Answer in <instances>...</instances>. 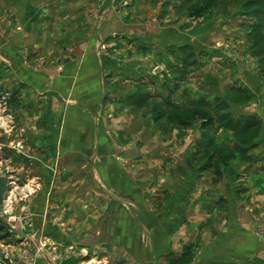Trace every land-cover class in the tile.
I'll list each match as a JSON object with an SVG mask.
<instances>
[{"label": "crops", "instance_id": "1", "mask_svg": "<svg viewBox=\"0 0 264 264\" xmlns=\"http://www.w3.org/2000/svg\"><path fill=\"white\" fill-rule=\"evenodd\" d=\"M125 1L17 0L7 18L0 85L16 93L40 181L37 237L6 252L16 264H264V94L233 102L217 49L205 67L202 48L183 51L181 0ZM222 102L220 120L202 115Z\"/></svg>", "mask_w": 264, "mask_h": 264}, {"label": "rangeland", "instance_id": "2", "mask_svg": "<svg viewBox=\"0 0 264 264\" xmlns=\"http://www.w3.org/2000/svg\"><path fill=\"white\" fill-rule=\"evenodd\" d=\"M16 1L0 0V36L6 32L7 18L16 16ZM128 3L129 0L122 5ZM160 3L165 7L167 0H160ZM159 7L160 4L156 3L154 9ZM183 10L184 16L179 28L180 42L183 41L182 32H185L195 43L188 40L181 42L179 46L184 48L186 54L190 49L192 54H197L198 49L202 48L204 51L200 50V53H203L200 64L204 67L208 65L209 58L204 52L209 48L217 49L218 64L214 66L221 71L219 87L221 84L225 85V80L230 82L229 78L234 84L227 88L225 86L223 95L232 98L233 102H248L246 97L252 102L259 94H264V0H181L180 8L176 11ZM154 16L156 11H151V20L153 17L159 24L160 19ZM158 40L160 37L156 36L152 41L159 44ZM185 58V61L189 60L188 57ZM15 94L12 89L7 90L5 86L0 85V175H13L12 179L15 181L7 190V193L11 191L7 205H0L2 253H7L8 245H19L21 241H31L37 237L32 233V226L36 206L34 199L38 192L37 182L40 181V176L37 163L32 158L36 156L34 151L28 149L23 152V144L32 145L33 141L32 138L27 140L17 129L16 114L11 111L14 104L9 105L15 102L10 98ZM225 106L226 102L218 106L203 103L201 113L207 117L210 112L212 121H218L222 117L221 114H224ZM6 112L12 114L8 120L3 118ZM254 119L256 118H250L248 122L252 123ZM229 127L233 129L235 125L229 123Z\"/></svg>", "mask_w": 264, "mask_h": 264}, {"label": "built area", "instance_id": "3", "mask_svg": "<svg viewBox=\"0 0 264 264\" xmlns=\"http://www.w3.org/2000/svg\"><path fill=\"white\" fill-rule=\"evenodd\" d=\"M8 195V194H7ZM8 197V196H7ZM6 194L2 205H7V199ZM6 211V210H5ZM84 253V252H83ZM0 264H16L14 260L8 255V253H2L0 251Z\"/></svg>", "mask_w": 264, "mask_h": 264}, {"label": "water", "instance_id": "4", "mask_svg": "<svg viewBox=\"0 0 264 264\" xmlns=\"http://www.w3.org/2000/svg\"><path fill=\"white\" fill-rule=\"evenodd\" d=\"M7 178L4 175H0V205L3 204L6 188H7Z\"/></svg>", "mask_w": 264, "mask_h": 264}, {"label": "flooded vegetation", "instance_id": "5", "mask_svg": "<svg viewBox=\"0 0 264 264\" xmlns=\"http://www.w3.org/2000/svg\"><path fill=\"white\" fill-rule=\"evenodd\" d=\"M10 177H11V176H10ZM13 183H15V181H13V180H7L6 194H8V193L10 192V191H9V192L7 193V190H8L9 187H10V188L12 187Z\"/></svg>", "mask_w": 264, "mask_h": 264}, {"label": "trees", "instance_id": "6", "mask_svg": "<svg viewBox=\"0 0 264 264\" xmlns=\"http://www.w3.org/2000/svg\"><path fill=\"white\" fill-rule=\"evenodd\" d=\"M248 98V97H247Z\"/></svg>", "mask_w": 264, "mask_h": 264}]
</instances>
